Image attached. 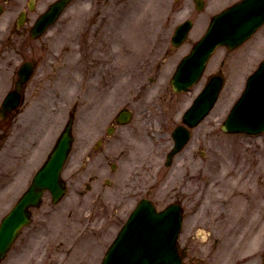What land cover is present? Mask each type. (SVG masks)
Returning a JSON list of instances; mask_svg holds the SVG:
<instances>
[{"label": "rangeland", "instance_id": "obj_1", "mask_svg": "<svg viewBox=\"0 0 264 264\" xmlns=\"http://www.w3.org/2000/svg\"><path fill=\"white\" fill-rule=\"evenodd\" d=\"M51 1L41 0V11ZM235 1L206 0L200 12L195 0H75L44 36L28 37L20 45L23 55L14 59L15 70L21 61L37 64L28 84L30 90L33 83L41 84V130L25 131L15 144L12 131L0 132V221L47 158L77 102L79 136L63 171L66 196L53 203L45 194L0 264H99L141 194L160 209L182 203L183 226L200 251L201 264H264V133L221 129L247 77L264 59V25L239 48H217L191 90L176 93L170 86L177 64L203 35L210 17ZM26 2L5 3L2 43L8 42L7 27ZM36 17L24 25L32 27ZM187 18L194 26L186 42L174 47L175 27ZM7 68L0 69V101L14 84ZM218 72L225 84L215 107L194 128L185 150L166 165L173 128ZM26 97L29 108V93ZM123 106L134 110V121L95 150L96 139ZM194 200L201 201L199 210L191 206ZM203 221L214 225L198 224ZM210 228L216 235L205 240Z\"/></svg>", "mask_w": 264, "mask_h": 264}, {"label": "water", "instance_id": "obj_2", "mask_svg": "<svg viewBox=\"0 0 264 264\" xmlns=\"http://www.w3.org/2000/svg\"><path fill=\"white\" fill-rule=\"evenodd\" d=\"M68 0H59L36 23L33 36L42 33L51 24ZM198 7L202 5L198 0ZM1 12V7H0ZM264 22V0H242L215 15L205 35L194 45L192 51L183 58L171 80L177 91L189 88L201 77L206 63L218 45L225 44L235 48L244 42ZM192 21L180 25L173 37V43L180 45L187 37ZM32 65L25 63L20 69V84L28 78ZM223 84L219 75L213 76L194 104L189 108L184 121L196 125L214 106ZM10 97V96H9ZM7 98V101L9 99ZM7 101L5 105L7 104ZM126 121L128 112L122 113ZM121 121V122H122ZM222 128L227 132L258 133L264 130V61L247 81L242 96L232 108ZM189 136L184 126H178L174 132L176 140L173 151H179ZM72 145L71 123L61 133L56 145L44 165L38 170L34 181L19 199L13 210L0 224V259L3 258L22 226L30 223L29 207L38 206L44 190H50L53 200L58 201L66 191L61 178V170ZM181 209L171 204L165 210L157 211L147 199L139 202L128 222L119 232L107 250L101 264H184L179 255L176 238L181 227Z\"/></svg>", "mask_w": 264, "mask_h": 264}, {"label": "flooded vegetation", "instance_id": "obj_3", "mask_svg": "<svg viewBox=\"0 0 264 264\" xmlns=\"http://www.w3.org/2000/svg\"><path fill=\"white\" fill-rule=\"evenodd\" d=\"M8 1V0H6ZM41 0H27L26 4L16 10L17 16L24 10L26 11V17H30L31 15H36L39 16L41 11L40 6L38 3H40ZM32 5L33 9L30 10L29 7ZM5 9V6H4ZM27 9V10H26ZM9 36H8V42L6 44L2 43L0 40V56H3V59L7 60V69L12 70L13 74H16L15 72V67H14V59L19 56L22 58L23 52L21 49V44L25 43L28 40V37H30V31H31V26L29 25H14L10 26L9 29ZM28 34L26 38H22L24 34ZM18 37V38H17ZM22 39V42H19ZM5 66V64H4ZM77 76V94L79 92V72L76 74ZM30 81V80H29ZM29 81L25 83L24 88L21 90V99L19 101V104L13 107L11 110H8L7 114L4 115V117H0V132L4 130H8V133L10 131V138L12 139L13 143L15 144L16 140H21L22 137L24 136V132L27 130H32L35 128V130H41V127L37 124V120L39 116L42 114V111L40 109V99L38 98V93L40 92L41 84L40 82L38 84L34 83L32 86L34 88L32 90L29 89ZM15 82V81H14ZM109 86V84H108ZM27 93H29V102L30 106L28 108V105L26 104L28 99H27ZM79 107L78 103L75 109L77 110ZM35 109V110H34ZM34 110V111H33ZM28 117L26 118V116ZM26 118V120H25ZM167 122V121H166ZM123 125H119L115 120L110 119L108 124L105 126L103 129V135L101 137H98L96 139L94 149L99 150L101 149L107 142L106 139L108 137L119 133L121 130V127ZM37 130V131H38ZM4 134V133H3ZM2 134V135H3ZM37 132L35 133V135ZM41 134V132H40ZM39 134V135H40ZM9 135V134H8ZM1 137V134H0ZM113 167V165H112ZM202 180V176H201ZM200 189V187H199ZM138 190L135 191L137 194ZM134 193V192H133ZM142 197H149V196H143ZM140 196V197H141ZM189 198L193 199L194 195H189ZM196 199V198H195ZM182 204V203H181ZM193 208L200 209V206H198V203L194 200V202L191 205ZM196 213V212H195ZM194 213V214H195ZM205 221V220H204ZM199 222L198 224H207L209 226L214 225V223H205V222ZM212 227V226H211ZM205 240H208L210 237H213L216 235L215 229L210 228L209 231H205ZM186 234V228L181 232V235L179 237V251L183 257V260L185 261L186 264H201V261L198 260V253L200 252L199 249L194 245L193 238H188ZM185 240L184 244L180 246V242L182 240ZM239 262V261H237ZM206 262H203L205 264ZM240 264H244V262H239Z\"/></svg>", "mask_w": 264, "mask_h": 264}]
</instances>
